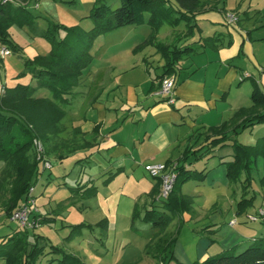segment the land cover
Returning <instances> with one entry per match:
<instances>
[{
	"label": "crops",
	"instance_id": "0c3cea01",
	"mask_svg": "<svg viewBox=\"0 0 264 264\" xmlns=\"http://www.w3.org/2000/svg\"><path fill=\"white\" fill-rule=\"evenodd\" d=\"M42 1L50 7L54 4L52 0ZM81 1L86 8L76 11L70 26L89 32L94 28L89 16L96 0H75V8ZM169 1L175 4L174 0ZM199 1L202 7L193 16L190 25L195 27L191 31L183 22L176 27L164 25L153 37V29L145 24L96 39L91 51L93 62L65 107L63 121L71 124L75 136L59 135L46 145L51 158L59 164L41 176L38 183L43 190L37 195L34 190L38 212L31 220H37L36 232L50 244L72 251L64 242L65 234L84 220L92 226L86 230L87 237L96 239H89L92 246L103 245L111 234L131 235L135 253H142L135 264H197L223 251L243 247L248 241L254 242L256 235L263 233L264 228L253 226L248 219L263 209L262 205L241 213L235 208L242 185L234 186L227 177L226 163L234 155L232 141L188 166L190 170L207 172L204 181H189L182 188L181 194L191 201L190 211L178 214L165 230L143 220L145 212L154 206L164 211L159 194H153L159 180L150 175L146 166L181 162L188 150L201 147L211 129L231 124L238 111L250 106L256 85L264 91V0ZM212 12L221 17H211ZM231 12L238 14L240 21L230 26L226 17ZM149 17L146 15L147 22ZM36 26V33L28 27L20 30L27 46L16 54L25 60L51 52L47 44L36 47L35 42L43 39L41 34L47 30L41 19L36 20ZM166 26L170 28L164 30ZM121 31H126L125 42L108 45L107 37ZM186 46L203 47L198 53L183 55L175 64L176 103L170 106L156 92L165 75L166 60L176 47ZM12 55L15 54L5 59L10 64ZM24 69L23 64L18 66V73ZM18 84L36 86L28 75L23 82L12 78L7 87ZM4 88L0 82V98ZM37 94L49 96L46 90ZM263 136L264 133L252 136L245 145H255ZM61 138L64 141L58 144ZM236 139L239 141V136ZM215 168L222 173L226 169V180L221 173L212 179L216 186L206 187L204 183ZM192 182L197 183L195 193H199L201 200L187 192ZM92 189H96L95 195L83 196ZM231 213L233 218L228 225L239 230L230 235L229 242L217 244L215 238L221 236L222 226ZM176 221L177 230L169 238L168 229ZM233 221L236 223L232 224ZM263 222L264 218L260 223ZM173 237H177L174 246L159 258L154 257L156 247ZM42 264H47V259Z\"/></svg>",
	"mask_w": 264,
	"mask_h": 264
},
{
	"label": "trees",
	"instance_id": "16d2710c",
	"mask_svg": "<svg viewBox=\"0 0 264 264\" xmlns=\"http://www.w3.org/2000/svg\"><path fill=\"white\" fill-rule=\"evenodd\" d=\"M55 1L68 5L75 3V0ZM174 2L172 5L169 0H119V5L112 8L104 0H96L89 16L94 23L91 31L86 32L79 26L65 27L50 23L48 29L41 34L52 46L50 54L25 60L36 86L18 84L13 88L5 87L0 98V163H4L15 175L13 186L8 189L10 198L3 205L4 214L9 220H12L14 213L28 200L30 189L36 187L42 174V166L35 159L34 149V155L31 154L33 139L37 137L47 145L60 135L66 116L65 107L70 104L84 71L93 62L91 51L96 39L126 27H140L145 24L153 29V37L164 25L176 27L186 22L191 31L195 26L190 23L202 7L201 2ZM146 15L150 16L148 22ZM12 25L28 27L33 33L37 31L36 17L26 12L21 4H3L0 0V49L7 47L18 53L21 48L8 33ZM62 29L66 33L64 37L61 36ZM201 47L203 46L176 47L166 60L165 75L160 79V83L164 77L175 73V64L183 55L198 53ZM2 61L0 58V65ZM40 90H46L49 96H38ZM260 125H264V91L256 85L250 97V106L238 111L231 124L227 122L220 128L211 129L199 149L188 150L181 162L167 165L176 173L177 178L168 198L162 200L164 211L156 210L154 206L145 212L143 220L151 223L154 228L165 230L178 214L190 211L191 201L181 194L182 188L189 181H204L207 172L190 170L188 166L204 160L216 149L227 146L230 141L234 155L232 161L226 163L227 177L233 184L242 185L238 211L241 213L252 207L256 196H246L255 172L261 168L264 170V136L259 138L255 145L242 144L236 137ZM46 153L50 154L47 146ZM10 170L8 172H11ZM157 179L159 183L154 195L161 193L162 183ZM260 182L264 187V176ZM95 194L96 189H92L85 191L83 196ZM137 216L136 213L135 217ZM36 224L37 220L34 221V227L29 229H24L18 224L19 230L0 243V257L9 255L10 264H42L47 254V244L50 243L45 237L35 233ZM31 238L35 239V245L30 244ZM176 241L177 237L164 241L156 247V254L153 256L164 255ZM42 242L45 243L44 246L41 245ZM50 248L52 250L49 254L53 258L47 264H74L70 263L74 258L67 255L63 249L52 244ZM235 249L236 247L210 256L197 264H264V238L256 239L240 254L236 255ZM76 264L82 263L79 261Z\"/></svg>",
	"mask_w": 264,
	"mask_h": 264
},
{
	"label": "rangeland",
	"instance_id": "374dc122",
	"mask_svg": "<svg viewBox=\"0 0 264 264\" xmlns=\"http://www.w3.org/2000/svg\"><path fill=\"white\" fill-rule=\"evenodd\" d=\"M107 1H108V5H110L112 8H116L119 5V2L114 4V1L116 0H104V2L106 3ZM17 2L25 8L26 12L35 16L36 20L41 19L43 21L44 27H47V29L50 23L57 24L60 26H65V27H73V26H70L71 25L70 22L74 20V15L76 16V11L78 10L80 11V9L81 11H83L86 8L85 7L86 5L83 3V1H81V5L78 8H75V5L73 4L68 5L65 3L57 2L55 0H52V2L54 3L52 7L44 3L42 0H17ZM214 4L217 5V2L214 1ZM210 14H211V17H216V18L221 17L220 13L212 12ZM168 28L170 27L166 26L164 30ZM21 29L22 28L18 25H12L9 28L8 33L10 35V38L21 48V52H23L24 47H26L27 44L24 42L22 35H20ZM60 32H61V35L63 33L62 37H64L66 33L63 31V29ZM124 32L126 31H121L119 33H114L108 36L106 39V42H108V45L121 44L125 42ZM35 43L38 49H39V46H42L41 44H44L45 46L47 44L50 47L49 51L52 50V46L50 42L44 38L38 39ZM12 54H15V55H12L13 59L11 60V64L9 63V61H6L5 60L6 58H5L1 62V65H0V82L5 87H7L8 82L10 84V82L12 81V78L17 77L18 81L23 82L27 78L28 75L32 76V74L29 72V70L26 67L25 59H23L21 55H18L13 51H12ZM22 64L25 67V69L23 72L19 74L18 66H21ZM263 133H264V126L256 127L254 129H248L245 132H242L241 135H239V142L243 144H247V141L252 140V136H258L259 134L262 135ZM72 135L75 136V133H74V129H72L71 124L66 121H63L61 125L60 136H72ZM63 141H64V138H61L57 141V143L61 144L60 142H63ZM44 146L46 148L45 144ZM31 151H32L31 154L33 156L34 155L33 148ZM60 151L64 153L63 148H61ZM46 155L48 159L52 162L53 166H56L57 164H59L54 158L53 159L51 158V155H48L47 153ZM8 170L10 169H7L4 163H0V243H2L4 238L11 237V235H13L17 230H19L18 223L16 221L9 220V218L5 216L4 210H3L4 203L7 202L8 199L10 198L8 189L13 186V181L15 179V175L14 173H12L13 171L10 170L11 172H8ZM223 172L226 174V169L223 170ZM221 173L222 172H220L219 170L217 171V168H215L211 173L210 179H208V181H206L204 185L206 187H209V185L216 186L215 184L213 185L212 179L214 176H219ZM224 173H222L223 178L226 180ZM263 176H264L263 168H261L258 172H255L253 183L251 184V187L249 188V192L246 198L256 196V200H255L256 204L254 205L256 207L262 205L263 210H264V187L261 186V182H260ZM40 181L41 179H39V182ZM216 181L220 182L219 180H216ZM69 183L70 185H75L74 182L72 181H69ZM233 185L236 186L238 184H233ZM187 188H188L187 192L190 195H195L196 200L202 199L200 198L198 192L196 196V193H195V191L197 190L196 182H192L190 185H188ZM42 190H43V185L41 183H38L35 188V194L37 195ZM200 191L202 192L203 190L201 189ZM241 193H242V189H241ZM240 196L242 197V195ZM241 197H240V200H241ZM236 206L237 205L235 204V208ZM251 211L253 212V210ZM2 214L4 216H2ZM187 216L189 215L187 214ZM231 218H233L232 213L227 216L226 222H224L222 226L223 230L221 232V236L219 238H215L217 241V244L221 243V245L222 244L224 245L226 242H229L230 235L233 236V232H237V230H239V227H233V226L228 225ZM83 222L84 220L77 222L78 224L71 226L70 231L65 234L66 237L64 239V242L65 243L67 242L70 249H73L74 251H76V253H74L73 250L66 252L63 249L67 255L72 256L74 258L70 260V263L76 264L80 261L82 264H135L137 260L141 259L140 257L142 256V253H135V248L133 246L131 235H123L121 237L119 234L118 236L111 234V239L109 241L108 240L105 241L103 245L92 246V242L89 241L91 237L90 238L87 237V232H86V230L89 231L92 226H87L88 224H85ZM250 223L253 226H259L261 228H264V222L260 223V221H258V222H250ZM33 227H34V224H33ZM177 227L178 225L176 221L168 229L167 237L170 238L171 235H173V233L176 232ZM187 228L191 229L192 227L188 226ZM36 230H35V233L40 235L38 232H36ZM256 237L257 239L264 238V230L262 234H258L256 235ZM63 238H64V234H63ZM92 239L96 240L95 237ZM212 239L214 240V237ZM30 244L35 245V239L31 238ZM252 244H253L252 241H248L244 243L243 247H236V249L234 250V253L236 255L240 254ZM41 245L44 246L45 243L42 242ZM53 246L60 248L57 245H53ZM50 247H51V244H47V248H46L47 254L45 255V259H47V262L52 258V255L49 254L50 250H52ZM30 252H32V246L30 247ZM10 262H11V259L9 255L0 257V264H10ZM167 264H170V263H167Z\"/></svg>",
	"mask_w": 264,
	"mask_h": 264
},
{
	"label": "built area",
	"instance_id": "2783aa9c",
	"mask_svg": "<svg viewBox=\"0 0 264 264\" xmlns=\"http://www.w3.org/2000/svg\"><path fill=\"white\" fill-rule=\"evenodd\" d=\"M3 4H18L17 0H1ZM227 24L228 25H235L238 24L240 21V16L236 13H229L227 14ZM12 51L7 47H2L0 50V57L1 59H5L6 57L10 56ZM245 77H249V74H246ZM244 80V78H241ZM175 88H176V77L166 76L162 79L160 86L156 92V95L162 98L168 105H174L176 103L175 99ZM33 149L35 152V157L38 162H40L42 166V174L39 176V179L43 175V173L47 170H51L53 168L52 162L48 159L46 155V148L44 143L39 138L33 139ZM146 169L150 173V175L154 178H159L162 183L161 193L159 198L161 200H165L168 198L170 193L173 190L174 183L176 181V173L169 168L167 165L164 164H152L146 166ZM35 188L30 189V193L28 196V200L17 210L12 220L18 222L20 227L24 229H29L33 227V222L31 220V216L38 212V205L36 197L34 196ZM264 218V210L259 209L256 214L248 216L250 222H258ZM236 221H233L232 224H235Z\"/></svg>",
	"mask_w": 264,
	"mask_h": 264
}]
</instances>
